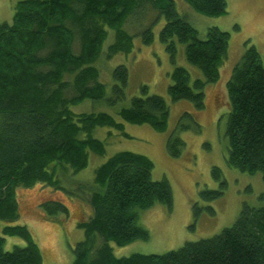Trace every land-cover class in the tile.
Returning <instances> with one entry per match:
<instances>
[{"label":"trees","instance_id":"1","mask_svg":"<svg viewBox=\"0 0 264 264\" xmlns=\"http://www.w3.org/2000/svg\"><path fill=\"white\" fill-rule=\"evenodd\" d=\"M185 1L211 16L227 8L226 0ZM146 3L165 19L159 39L171 60L177 39L185 45L187 61L203 73V79L190 83L189 72L174 66L170 97L202 108L205 84L219 80L229 33L210 26L205 38H199L196 28L177 12L174 0H19L11 22L0 24V264H42L38 243L27 227L7 223L18 217L14 187L40 181L64 189L56 163L78 171L87 165V150L104 154V143L91 135L94 127H112L128 136L123 123L110 113H76L71 107L87 98L103 97L105 85L98 80L94 62L103 52L106 27L114 30L108 54L130 51L136 33L125 24ZM151 29L147 26L141 32L146 44L153 40ZM113 76L118 81L113 90L120 95L125 65H117ZM141 92L118 115L130 123L165 130L169 112L165 99L147 93L145 85ZM226 93V161L243 172L261 171L264 178V65L254 45L247 46L233 66ZM183 144L179 136L170 134L167 149L176 156ZM152 168L148 156L128 150L117 151L96 167L91 182L84 184L80 196L75 195L90 204L92 213L78 222L85 235L73 247L71 264H264V205H244L231 225L176 249L115 256L108 241L124 245L148 238V231L138 223L140 210L156 202L171 206L170 184L165 178H152ZM212 172L221 177L217 167ZM220 185L224 187V179ZM221 193V189L206 190L201 195L213 199ZM41 204L49 219L68 215L61 200ZM96 234L104 241L94 247ZM5 235L19 236L26 245L6 250Z\"/></svg>","mask_w":264,"mask_h":264},{"label":"rangeland","instance_id":"2","mask_svg":"<svg viewBox=\"0 0 264 264\" xmlns=\"http://www.w3.org/2000/svg\"><path fill=\"white\" fill-rule=\"evenodd\" d=\"M17 1L0 0V24L11 22ZM174 2L177 12L196 28L199 38H205L210 26H218L229 33L227 54L219 68V80L205 84L202 108L189 100H173L170 97L168 86L172 82L170 75L174 66H182L189 72L190 83L195 78L204 77L199 68L187 61L185 45L177 39H174V61L171 60L165 44L159 39V30L165 19L156 9L152 11L147 3L125 24L130 33H136L132 37L130 51L109 55L107 47L114 40V30L106 27L103 52L94 62L99 71L98 80L105 85V93L98 100L84 99L71 109L76 113L108 112L123 123L128 136L112 127H94L91 135L104 143V154L87 150V165L78 171L56 163L57 177L65 190L54 189L40 181L14 187L18 217L7 223L27 227L38 243L42 264L72 263L73 247L85 235L78 222L86 220L92 213L90 204L75 195L80 196L84 184L91 182L96 167L117 151L128 150L148 156L153 162L152 178L167 179L172 191L170 207L156 202L138 212V223L149 233L147 239H135L124 245L108 241L117 257L176 249L185 241L209 237L231 225L244 205H264L261 171L250 174L228 165L224 136L229 109L226 81L233 66L251 44L258 49L264 65V0H226V12L214 16L197 12L185 0ZM147 26L152 28L154 35L149 44L142 41L141 33ZM119 64L125 65L127 70L120 95L113 90L118 82L113 76V69ZM143 85L147 86V93L162 96L168 105L167 125L163 131L155 130L148 123L124 121L117 113L121 107L129 106L133 96L142 95ZM170 134L179 136L184 142L176 156L167 149ZM213 167L220 170L219 179L214 177ZM222 179L225 180L224 187L220 185ZM220 189L222 193L213 199L201 195L202 191ZM50 199L61 200L68 208V215L47 218V211L41 203ZM4 238L6 250L15 245H26L19 236L5 235ZM103 241L96 234L94 247Z\"/></svg>","mask_w":264,"mask_h":264}]
</instances>
